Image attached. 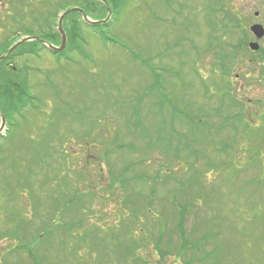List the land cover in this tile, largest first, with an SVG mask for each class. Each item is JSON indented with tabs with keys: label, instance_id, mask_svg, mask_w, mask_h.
<instances>
[{
	"label": "rangeland",
	"instance_id": "rangeland-1",
	"mask_svg": "<svg viewBox=\"0 0 264 264\" xmlns=\"http://www.w3.org/2000/svg\"><path fill=\"white\" fill-rule=\"evenodd\" d=\"M16 2L19 28L57 32L64 10L31 28L46 10ZM218 2L243 34L214 39L224 15ZM7 7L0 0V13ZM72 7L82 6L71 0L63 9ZM63 23L82 55L43 51L9 61L34 100L0 135V264H264V36L249 32L252 24L264 29V0H124L99 29L116 42L74 14ZM13 35L0 28V42L23 37ZM255 41L260 49L251 52ZM193 139L200 156L188 157L191 167L173 153L166 161L168 144L182 145L183 156ZM109 149L120 152L103 156ZM112 175L121 181L112 184ZM176 193L185 199L180 208ZM181 206L183 250L178 215L170 214Z\"/></svg>",
	"mask_w": 264,
	"mask_h": 264
},
{
	"label": "trees",
	"instance_id": "trees-1",
	"mask_svg": "<svg viewBox=\"0 0 264 264\" xmlns=\"http://www.w3.org/2000/svg\"><path fill=\"white\" fill-rule=\"evenodd\" d=\"M18 1L21 3L19 7H23L27 2H30V3H32V4H34L36 6L35 9L36 8H44L46 10V14H38V15H35V16L32 17L31 28L36 26L37 28L41 29L44 26V25L43 26L41 25V22H42L41 21L42 20L41 17L46 16V19H47V17H52V15H56L57 14L56 10H58V11L64 10L65 8L63 9V6L65 4H67V3H69L71 0H18ZM72 1H76L77 3H79L82 6L80 8H82L84 10V12L88 16L90 14L93 17V19H97V20L101 19L102 16H103L101 14V12H104L106 14V7L101 5L103 11H101V10L97 11L96 7H94V5H93L94 1H92V0H72ZM110 1H111V3H108V4L110 5L112 12H113V10L118 12L120 10V7L124 4V0H120L118 2L116 0H110ZM15 4L17 6L19 5V4H17L16 0H15V3L13 1H11V0H8L7 9L4 10V11L1 10L2 13H0V28L5 33H8L9 35H13V34L16 33V35H18V32H21V35H23V36H33V35H35V36H38L40 39H42L44 41H47V42H50L52 44L57 43V41L59 39L58 33L57 32L56 33H51L49 30L46 31L47 28H45V29L42 28L40 30V32L38 31V34H35V32H33L32 29H30V28L29 29H24V30H22V28H19L20 26H22V19L17 14V9L18 8H17V6ZM113 7H114V9H113ZM52 9H54L55 11L51 12ZM216 10L218 11V13H220V12L224 13V15H223V18L221 20V24H219L221 26L220 27L217 26V28H219V31H220L221 34L220 35L217 34L216 37H214L215 40H219L218 38H219V36H222V34L233 33L234 30L240 29V27H241L240 24L241 23L236 18V16L234 14H232L231 12L227 11V9H224L223 5H220L219 2L217 3ZM73 14L76 17H78L79 19H81L80 14H77V13H73ZM17 15H18V18H19V25H17L16 27H17V29H19L21 31H17V29H16V31H17L16 32L15 30L11 29L10 25H11V23L12 24L15 23V20L17 19L16 18ZM226 21H227V23H229L228 25L225 23ZM73 23H75V21L74 20H70L69 21V25H68L67 28H70L73 25ZM80 23H82V22L80 21ZM104 26H105V24L97 25L96 27L93 28L92 31L96 32L97 35L101 39L106 41V42H110V41L116 42L115 40L110 39L107 36H105V34L102 31L99 30L100 27H104ZM210 27H211L212 31H214V32L218 31V29L216 28V25H214V27L213 26H210ZM240 32H241V34H243V30L240 29ZM12 37H8L6 40L3 38L4 41L0 42V55L5 54L6 51L12 46V44L18 40V39L17 40L12 39ZM67 37H68V35H67ZM76 40H77L76 37H72L71 39L68 38V43L70 42L69 48L64 53H57L55 56H57V57L65 56L66 53H71L72 51H77V52H79L82 55L83 47H82V45L80 43H76ZM80 41H81V38L79 39V42ZM243 45H244V42H243V40H242V38L240 36L237 39V48L243 47ZM43 51H45L44 46L40 42H37V41L33 40V41L26 42V43L22 44L13 53H11L4 61L0 62V111L5 116L8 124H12L11 121L14 118V115L21 116V111L25 107H27V105L30 103V101L34 100L33 96H29V88H28V80H27V78H25L24 76H21V77L19 76V78H16L15 75H17L16 72L18 70L15 69V66H9V64H10L9 61H11L13 59V57L19 56L20 54H23V53L27 54V55L36 56V55H38L39 52H43ZM259 53H260V61H262L263 64H264V50L260 49ZM231 56H233V55H231ZM231 56H229L228 58L230 59ZM154 84L157 85V86L158 85L160 86V84H161L160 81H159V76L158 75H156V77H155ZM154 84L151 85L150 89H152L154 87ZM175 110L177 111V112H175V114H178V110L177 109H175ZM178 115H181V114H178ZM238 115H240V114H238ZM183 117H185V116H183ZM167 122H169V121H167ZM170 122H173V120H170ZM171 125L173 127V124H171ZM139 126H140V124H136V128L139 127ZM139 128H140L141 133L145 132V130H146L145 128L143 129L142 126L139 127ZM173 133H174V130H173ZM178 138L177 139L179 141L180 140H185V142H186V139H187V137L184 134V132L181 135L178 134ZM118 139H119V137H117V136L113 137L112 136L110 142L114 143V142L118 141ZM181 143H183V142H181ZM194 144H196V141L194 139L192 140V142H190V144L184 143V147L187 149V151L189 153H185V152H187V151H185L183 156H181L180 149L177 148V147L182 146V145L171 146L170 144H168L167 147L163 150V153L166 156L165 159H167L166 161L171 160L169 153H173L172 156L174 157V161H180V160L186 161L187 162V166L191 167L192 163L188 161V157L189 156H193L194 157V161H197L199 156H200V152L195 149ZM229 144L230 145H235L236 144V140L233 139ZM127 145H128V147L131 150L134 148L132 143L131 144L128 143ZM96 147L97 146H95V148ZM100 147H102V146H100ZM104 148L107 149V146H105ZM226 148L227 147L225 146L222 150L225 151ZM189 149H192V151L190 152ZM93 150L95 151V149L86 150V153L89 154V157L91 159H93L92 158ZM109 150L110 151H108V152L105 151L103 156L107 155V153H108V155H111V154L114 155L116 153V151H117V150H113V152H114L113 153L111 151V149H109ZM119 152H117V153H119ZM94 160L97 163V158L94 157ZM164 167H166V166H164ZM167 171L169 173L171 172L169 169H167ZM112 172H113V170L109 171V173H112ZM121 174L122 173L120 172L117 175H121ZM113 176L114 175H112V177ZM119 181H121V180H118L117 177H113L112 184H115L116 182L118 184ZM121 184H123V182ZM195 184H196L195 181H192V182L189 181V183H188V185H193V186ZM121 187H122V185H121ZM182 194L183 193H176V194L173 195L172 202L174 203V208H176V207L180 208L181 201L185 200L182 197ZM180 196H181V198H179ZM196 197H199L198 193H197ZM69 200H70L69 204L68 205H64L65 210L69 209L70 207H71V209L73 207H75V203H71V202L74 201V197H73L72 200L71 199H69ZM190 200L191 199H189L188 202H190ZM186 206H181V212L180 213L179 212L176 213L178 211L176 209H172V212L170 213L171 215H173V217H174V215L175 216L178 215V221H177V225H176V230H177V233H178L179 237L183 241L182 248H181L182 250L187 248L186 246H187V242H188L187 235H186V233L184 232V229H183V223H184V220H185V212H184V210L186 209ZM206 237H207L206 234H204L202 236V238H206ZM125 249L127 251V254H129L130 253V249H129L128 245L125 247ZM29 255L32 256L33 258H35V255H33L31 253ZM39 260L40 259L38 258V261ZM198 262L199 263L202 262L201 258H198ZM34 264H39V263L37 261H35Z\"/></svg>",
	"mask_w": 264,
	"mask_h": 264
},
{
	"label": "water",
	"instance_id": "water-1",
	"mask_svg": "<svg viewBox=\"0 0 264 264\" xmlns=\"http://www.w3.org/2000/svg\"><path fill=\"white\" fill-rule=\"evenodd\" d=\"M105 5H106V10H107V16L104 20H100V21H92L90 19H88V17L86 16V14L83 12V10L81 8H69L68 10L64 11L58 18L56 26H57V31L60 35V44L59 46H54L53 44L49 43V42H45L40 40L38 37L35 36H26L21 38L19 41L15 42L8 50L5 54L0 56V62L4 61L11 53H13L19 46H21L22 44L29 42V41H37L43 44V46L48 50L51 51L53 53H60L63 52L65 47H66V43H67V37H66V33L62 28V23L63 20L65 18L66 15L70 14V13H79L82 16V20L83 22L88 25V26H96L99 24H104L107 22V20L109 19V16L111 14V9L110 7L107 5L106 0H101ZM255 16H257V13L255 14ZM250 32L253 33V35L257 38L260 39L261 37H263L264 35V29L261 25L258 24H254L250 27ZM249 49L253 52L258 51L259 49V45L256 42H251L248 45ZM6 124V120L5 117L2 115L1 111H0V133L3 131L4 127Z\"/></svg>",
	"mask_w": 264,
	"mask_h": 264
}]
</instances>
